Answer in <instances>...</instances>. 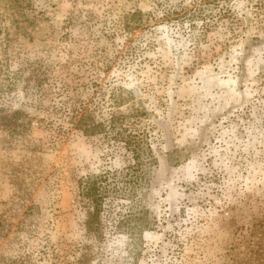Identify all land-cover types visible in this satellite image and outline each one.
I'll return each instance as SVG.
<instances>
[{"label":"rangeland","instance_id":"374dc122","mask_svg":"<svg viewBox=\"0 0 264 264\" xmlns=\"http://www.w3.org/2000/svg\"><path fill=\"white\" fill-rule=\"evenodd\" d=\"M0 264H264V0H0Z\"/></svg>","mask_w":264,"mask_h":264},{"label":"trees","instance_id":"16d2710c","mask_svg":"<svg viewBox=\"0 0 264 264\" xmlns=\"http://www.w3.org/2000/svg\"><path fill=\"white\" fill-rule=\"evenodd\" d=\"M143 13L141 11H135L129 13L125 16V26L128 30L132 31L137 26H139L143 20ZM129 98H115V107H121L126 104ZM65 107L61 108L65 112H69V122L73 125L75 129L83 131L86 135H110L118 142H122L125 148L134 154L133 159L140 162L142 154L147 152L150 148L147 146V142L144 144L143 140L140 141L130 130L127 125V119L133 116H141L142 112L137 108L134 110L133 114L130 116L123 114L122 112H113L109 121L101 122L96 120L94 113L89 109L83 110L82 113L78 112V109L74 107L69 101H66ZM73 107V109L71 108ZM70 108V109H69ZM97 183L92 184L91 187L87 188V196L91 199L93 203V215L97 216L101 210L100 201L102 200L103 193L97 190ZM101 198V199H100Z\"/></svg>","mask_w":264,"mask_h":264}]
</instances>
